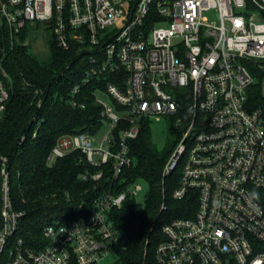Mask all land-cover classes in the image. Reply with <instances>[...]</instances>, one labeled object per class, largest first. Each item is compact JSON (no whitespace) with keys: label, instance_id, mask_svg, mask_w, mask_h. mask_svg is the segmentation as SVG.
Wrapping results in <instances>:
<instances>
[{"label":"built area","instance_id":"built-area-1","mask_svg":"<svg viewBox=\"0 0 264 264\" xmlns=\"http://www.w3.org/2000/svg\"><path fill=\"white\" fill-rule=\"evenodd\" d=\"M0 22L12 38L43 22L58 46L76 44L88 59L83 84H96L109 132L100 147L96 134L64 133L55 157L79 149L118 178L132 162L141 119L178 116L181 135L165 172L180 173L173 196L181 213L194 198V212L163 225L156 264H264V117L250 106L259 82L264 95V0H0ZM9 97L0 75V117ZM3 173L0 264H103L113 253L120 236L111 212L135 192H108L84 215L46 225L37 249L18 235L22 213Z\"/></svg>","mask_w":264,"mask_h":264},{"label":"trees","instance_id":"trees-1","mask_svg":"<svg viewBox=\"0 0 264 264\" xmlns=\"http://www.w3.org/2000/svg\"><path fill=\"white\" fill-rule=\"evenodd\" d=\"M28 32L26 29L18 38H12L0 22V75L10 94L0 117V230L4 223V170L13 208L22 213L18 235L37 249L44 243L46 225L78 218L100 196L128 191L141 178L150 186L146 208L138 209L134 195L128 194L123 206L111 212L120 236L113 253L115 264H156V249L164 238L163 225L194 212V198L192 201L188 197L191 203L184 204L189 205V211L181 213L183 202L173 196L180 173L165 172L181 135L178 116L171 115L174 136L163 149L153 141L150 120L141 119V133L129 143L132 162L118 178H113L110 165H93L79 149L51 162L53 148L62 134H97L105 123L96 103V84H83L89 68L85 52H80L76 44L65 50L51 37L48 54L40 56L27 43ZM76 85L81 89L75 96L78 105L74 106L71 100ZM250 106L261 109L264 117L260 82L251 89ZM189 116L184 114L185 119ZM124 125L117 128V137ZM101 170L103 177L94 179Z\"/></svg>","mask_w":264,"mask_h":264},{"label":"rangeland","instance_id":"rangeland-1","mask_svg":"<svg viewBox=\"0 0 264 264\" xmlns=\"http://www.w3.org/2000/svg\"><path fill=\"white\" fill-rule=\"evenodd\" d=\"M206 15L209 16L212 20H218V15L215 12H207ZM27 30L29 31L27 43L31 44L33 52L40 56H46L49 51L48 42L51 38V31L46 28L43 22L29 24ZM99 95L106 103L115 107L111 97L107 93L101 91ZM173 124L174 121L171 119V116H162L159 119L153 117L150 119L153 141L158 149H163L166 146V143L169 141V139L172 136H174ZM109 129L110 127L109 124L107 123L96 134V142H95L96 147L101 146L105 136L109 132ZM55 159L56 157L53 155L50 161L54 162ZM169 161L170 159L168 160V162ZM129 190L136 193L134 195V198L136 200L137 208L140 210H144L146 208L147 197L150 190L149 183L145 179L140 178L130 185ZM116 258L117 257L115 253H112L108 258L104 259L102 263L112 264L116 261Z\"/></svg>","mask_w":264,"mask_h":264},{"label":"clouds","instance_id":"clouds-1","mask_svg":"<svg viewBox=\"0 0 264 264\" xmlns=\"http://www.w3.org/2000/svg\"><path fill=\"white\" fill-rule=\"evenodd\" d=\"M73 231H74V230H73ZM69 234H71V232H70Z\"/></svg>","mask_w":264,"mask_h":264},{"label":"water","instance_id":"water-1","mask_svg":"<svg viewBox=\"0 0 264 264\" xmlns=\"http://www.w3.org/2000/svg\"><path fill=\"white\" fill-rule=\"evenodd\" d=\"M172 171V170H171Z\"/></svg>","mask_w":264,"mask_h":264}]
</instances>
